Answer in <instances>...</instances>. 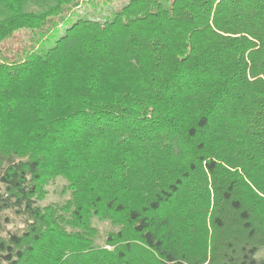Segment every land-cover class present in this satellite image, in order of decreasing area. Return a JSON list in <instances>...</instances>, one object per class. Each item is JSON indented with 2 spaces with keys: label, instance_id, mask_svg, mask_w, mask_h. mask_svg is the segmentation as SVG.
I'll list each match as a JSON object with an SVG mask.
<instances>
[{
  "label": "trees",
  "instance_id": "obj_1",
  "mask_svg": "<svg viewBox=\"0 0 264 264\" xmlns=\"http://www.w3.org/2000/svg\"><path fill=\"white\" fill-rule=\"evenodd\" d=\"M83 4L0 0V264H264V0H131L4 57Z\"/></svg>",
  "mask_w": 264,
  "mask_h": 264
},
{
  "label": "rangeland",
  "instance_id": "obj_2",
  "mask_svg": "<svg viewBox=\"0 0 264 264\" xmlns=\"http://www.w3.org/2000/svg\"><path fill=\"white\" fill-rule=\"evenodd\" d=\"M84 3L79 9L75 7H68L64 10L61 16L55 17L40 31L22 30L14 34V36L6 40L2 44L3 55L9 62H18L24 59L30 51L38 49L40 42L44 40L46 35H50L49 32L53 31V35L50 40L46 43L44 50L46 51L51 48L55 41L58 40L63 34L66 28H68L73 22L79 18H91L95 20L107 21L111 20L115 13L120 11L125 5L131 0H97L88 3V0H78ZM172 0H168L171 2ZM34 9V6L30 5L28 9ZM76 13V15H74ZM69 19V22H65ZM65 22V27L62 28L60 25ZM42 48V47H41ZM68 182L63 177H57L52 179L46 186L45 199L39 204L44 207L50 204H64L70 197L71 192L67 189ZM6 219L9 220L6 223ZM5 229L0 234L1 237H7L9 231H20L24 228V219L19 217L15 211H6L4 213ZM93 226L98 229V245H103L107 235L111 232L118 230L113 224L107 220H100L97 218L93 219ZM258 259L264 260V250L258 255Z\"/></svg>",
  "mask_w": 264,
  "mask_h": 264
}]
</instances>
